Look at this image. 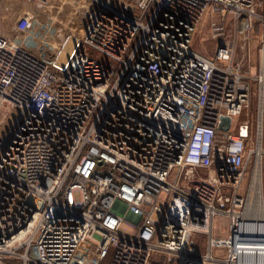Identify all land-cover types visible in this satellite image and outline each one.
Returning <instances> with one entry per match:
<instances>
[{"label":"built area","instance_id":"1","mask_svg":"<svg viewBox=\"0 0 264 264\" xmlns=\"http://www.w3.org/2000/svg\"><path fill=\"white\" fill-rule=\"evenodd\" d=\"M21 1L32 22L70 0ZM69 5L51 38L57 65L0 12V264H72L89 243L109 264H264L238 252L264 244V59L255 139L238 121L251 84L223 24L236 36L259 26L264 57V0ZM207 16L212 57L192 45ZM217 216L226 236L213 235Z\"/></svg>","mask_w":264,"mask_h":264},{"label":"rangeland","instance_id":"2","mask_svg":"<svg viewBox=\"0 0 264 264\" xmlns=\"http://www.w3.org/2000/svg\"><path fill=\"white\" fill-rule=\"evenodd\" d=\"M8 1V0H7ZM119 0H114L117 2ZM3 3L1 11L3 7L7 4V9L2 14V19L5 22H9L12 25V28L19 29V31L23 32L26 35L25 44L28 45L29 48L39 54L42 58L50 61L52 64L57 65V53L56 50L52 48L51 38L54 35V30L57 29L58 25L61 22H64L69 16L72 10L70 9L69 3L71 6L75 3V0H70L69 2L63 3H54L47 8H44L43 11L48 12L50 19L42 21L39 18L37 20H33L32 22L29 19H26L25 12L27 9H32L35 6L31 5L27 2L21 0H9V2ZM47 14V13H44ZM48 16V17H49ZM220 21V16L217 15ZM19 21H22L19 24ZM212 23V19L210 17H205L202 21V24L196 31L193 37V48L201 53L202 55L212 57L215 54L217 48V39H213L210 36V27L209 25ZM225 29L228 30V36H235L237 38L238 50L234 59V62L239 64L243 73L247 76L251 84V97L248 106L244 109L242 115L238 119V121H242L243 119L249 118L253 122L254 134L253 137L256 139V127L259 121L258 116V82L254 79V76H257L260 73L261 65H262V56L260 52V44L258 40V36L260 33L259 26L256 28L255 32L248 34L247 32L242 31L236 35L234 29L230 26L231 18L228 17L225 22H223ZM22 27V30L20 29ZM17 29V30H18ZM232 29V30H231ZM88 53L90 56L97 57L99 59H103V57L94 50L88 49ZM264 125V119H263ZM264 134V127H263ZM227 219L224 216H217L214 219V230L213 235L215 237L226 236L228 234L227 227ZM120 229L126 233L132 234L135 232V228L132 224L127 221H124L121 224ZM199 248L204 250L207 249V237L201 234L195 235ZM206 247V248H205ZM214 254L216 257L223 258V254L219 253L218 249H214ZM214 264H223V263H214Z\"/></svg>","mask_w":264,"mask_h":264},{"label":"crops","instance_id":"3","mask_svg":"<svg viewBox=\"0 0 264 264\" xmlns=\"http://www.w3.org/2000/svg\"><path fill=\"white\" fill-rule=\"evenodd\" d=\"M110 254L99 256L95 253L92 243L86 245L81 253L74 258L72 264H109Z\"/></svg>","mask_w":264,"mask_h":264},{"label":"bare ground","instance_id":"4","mask_svg":"<svg viewBox=\"0 0 264 264\" xmlns=\"http://www.w3.org/2000/svg\"><path fill=\"white\" fill-rule=\"evenodd\" d=\"M264 57L262 55V61ZM259 166H258V176H259ZM250 232L252 231H258L263 232L262 229L260 230H254L250 229ZM239 253L241 258H243L245 261H255V262H263L264 260V244H258V245H239Z\"/></svg>","mask_w":264,"mask_h":264},{"label":"water","instance_id":"5","mask_svg":"<svg viewBox=\"0 0 264 264\" xmlns=\"http://www.w3.org/2000/svg\"><path fill=\"white\" fill-rule=\"evenodd\" d=\"M221 120L222 121H221V123L219 125V128L221 130H227L229 128L230 121H231L230 117H228V116H222L221 117Z\"/></svg>","mask_w":264,"mask_h":264},{"label":"trees","instance_id":"6","mask_svg":"<svg viewBox=\"0 0 264 264\" xmlns=\"http://www.w3.org/2000/svg\"><path fill=\"white\" fill-rule=\"evenodd\" d=\"M161 262H155V263H153V264H160Z\"/></svg>","mask_w":264,"mask_h":264}]
</instances>
